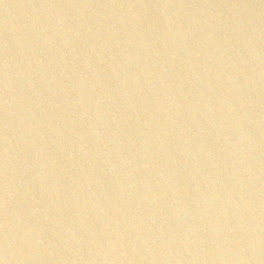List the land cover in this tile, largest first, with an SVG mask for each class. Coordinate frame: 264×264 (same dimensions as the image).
Here are the masks:
<instances>
[{
    "label": "water",
    "instance_id": "obj_1",
    "mask_svg": "<svg viewBox=\"0 0 264 264\" xmlns=\"http://www.w3.org/2000/svg\"><path fill=\"white\" fill-rule=\"evenodd\" d=\"M0 264H264V0H0Z\"/></svg>",
    "mask_w": 264,
    "mask_h": 264
}]
</instances>
